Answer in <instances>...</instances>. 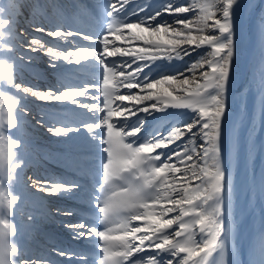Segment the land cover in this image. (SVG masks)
<instances>
[{
  "label": "snow or ice",
  "instance_id": "snow-or-ice-1",
  "mask_svg": "<svg viewBox=\"0 0 264 264\" xmlns=\"http://www.w3.org/2000/svg\"><path fill=\"white\" fill-rule=\"evenodd\" d=\"M258 134L264 0H0V264H264ZM49 225L79 246L30 243Z\"/></svg>",
  "mask_w": 264,
  "mask_h": 264
},
{
  "label": "bare ground",
  "instance_id": "bare-ground-1",
  "mask_svg": "<svg viewBox=\"0 0 264 264\" xmlns=\"http://www.w3.org/2000/svg\"><path fill=\"white\" fill-rule=\"evenodd\" d=\"M244 31H245V35L247 36V23L245 21V27H244ZM142 34V33H141ZM249 42L247 40V38H245V41H244V47H245V55L244 57L242 58V61H241V81H246L247 80V77H248V57H247V50L249 48ZM141 52H144V53H148V52H151L152 50L151 49H141L140 50ZM46 59V58H45ZM155 73H153L154 75ZM37 83V82H36ZM238 87H239V84H238ZM135 91V90H134ZM144 99V97L142 96H138V95H133V96H130L128 98V102L131 103L132 105H135L137 104L138 102H142V100ZM135 100H138V101H135ZM36 105H41V106H46L48 108H51L53 105H44L42 102H39V101H36L35 102ZM32 108H34V106L30 105ZM162 130H167V128H161ZM37 131H40L41 133H44V135H46L47 131L46 129H40L38 128ZM40 133V134H41ZM261 139H264V137H261L259 134L257 135V144L259 145V142L261 141ZM48 139L46 138H40V139H37L35 141V143H39L42 142V143H39V144H46V141ZM62 151V149H61ZM160 151H164V150H160ZM260 163H261V154L259 152V150L257 151V155H256V160H255V164H256V167H257V170L259 169V166H260ZM55 165V164H54ZM56 166V165H55ZM50 167H54V166H50ZM58 167V166H57ZM59 168V167H58ZM61 171H63V169L59 168ZM258 209H259V203L257 202L256 204V211L258 213ZM52 227L53 230H57L58 232L60 231L61 232V235H63V240L64 241H68V242H72V243H75V244H78L79 242H76V241H73L70 237V235L68 234L67 230L65 229H62L58 226H54V225H50Z\"/></svg>",
  "mask_w": 264,
  "mask_h": 264
},
{
  "label": "rangeland",
  "instance_id": "rangeland-1",
  "mask_svg": "<svg viewBox=\"0 0 264 264\" xmlns=\"http://www.w3.org/2000/svg\"><path fill=\"white\" fill-rule=\"evenodd\" d=\"M195 55H193V57H194ZM185 59L187 60L188 58L187 57H185ZM24 76H25V78L26 79H28V80H31V79H34V77H32L31 75H29L27 72H25L24 73ZM41 88H44L43 86H40ZM32 106H34L33 104H31ZM56 106H59V107H61V105H59V104H56ZM34 109V108H33ZM36 115H38V108L37 109H34V112H33V116H36ZM40 131H36V133H39ZM41 133V132H40ZM40 136H45L44 135V133H41L40 134ZM37 139H40V138H36V140ZM46 139H49V138H46ZM56 138L55 137H53V138H51V140L49 141V142H47L49 145H51L53 148L55 147V148H58V147H60V146H58V145H53V143H51V141H53V140H55ZM39 143H42V142H40L39 141ZM48 150V149H47ZM44 151H46V150H44ZM47 228H49V226H47ZM52 230V229H51ZM58 232V231H57ZM59 234H61V232L59 231L58 232Z\"/></svg>",
  "mask_w": 264,
  "mask_h": 264
}]
</instances>
